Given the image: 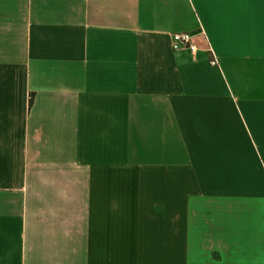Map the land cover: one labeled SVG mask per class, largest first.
<instances>
[{"label":"crops","instance_id":"crops-1","mask_svg":"<svg viewBox=\"0 0 264 264\" xmlns=\"http://www.w3.org/2000/svg\"><path fill=\"white\" fill-rule=\"evenodd\" d=\"M0 264H264V0H0Z\"/></svg>","mask_w":264,"mask_h":264},{"label":"built area","instance_id":"built-area-1","mask_svg":"<svg viewBox=\"0 0 264 264\" xmlns=\"http://www.w3.org/2000/svg\"><path fill=\"white\" fill-rule=\"evenodd\" d=\"M194 36L195 34L192 32H177L173 34L172 37L175 42L183 44L189 49H191L193 52H196L198 46L194 43ZM211 63L213 65H217L219 63L217 57L213 56Z\"/></svg>","mask_w":264,"mask_h":264},{"label":"trees","instance_id":"trees-1","mask_svg":"<svg viewBox=\"0 0 264 264\" xmlns=\"http://www.w3.org/2000/svg\"><path fill=\"white\" fill-rule=\"evenodd\" d=\"M34 95H31L30 102L33 103Z\"/></svg>","mask_w":264,"mask_h":264}]
</instances>
